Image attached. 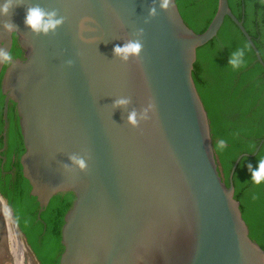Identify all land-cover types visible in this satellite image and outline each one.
<instances>
[{
  "label": "water",
  "instance_id": "obj_1",
  "mask_svg": "<svg viewBox=\"0 0 264 264\" xmlns=\"http://www.w3.org/2000/svg\"><path fill=\"white\" fill-rule=\"evenodd\" d=\"M16 3L11 16H0V47L11 51L16 38L24 53L13 58L14 66L0 64L2 136L6 147L12 101L24 144L20 164L38 219L54 196L74 194L61 227L59 264H264L233 182L241 158L255 155L264 139L253 154L236 159L227 185L193 77L198 48L218 35L226 16L264 66L228 0H218L201 33L186 24L176 0L168 11L157 0L155 17H149L152 0ZM35 4L58 10L65 23L55 33L35 35L24 23L27 7ZM84 17L92 19L81 39ZM7 19L18 31L3 28ZM139 28L145 29L140 57L115 56L114 46L137 39ZM119 98L130 102L117 107ZM149 102L150 119L129 124V113ZM74 153L85 157L87 171L72 164ZM4 205L0 193V264H20Z\"/></svg>",
  "mask_w": 264,
  "mask_h": 264
},
{
  "label": "trees",
  "instance_id": "obj_2",
  "mask_svg": "<svg viewBox=\"0 0 264 264\" xmlns=\"http://www.w3.org/2000/svg\"><path fill=\"white\" fill-rule=\"evenodd\" d=\"M186 24L201 33L213 19L218 0H176ZM236 17L251 35L264 60V0H228ZM243 48L244 63L234 69L229 63L232 52ZM1 76V75H0ZM193 77L208 111L219 171L227 185L236 159L253 154L264 139V66L237 24L226 16L218 35L198 48ZM4 95L0 82V148L3 146ZM8 148L0 155V193L14 211V218L41 264H59L63 250L61 227L74 194L54 196L37 218L38 202L30 195V184L19 162L24 152L18 116L14 105L9 110ZM223 140L226 147L220 148ZM12 154L16 160L12 161ZM264 159V142L253 156H243L233 175L235 198L240 201L250 236L264 249V182L251 179L248 164L258 167ZM12 171V172H9Z\"/></svg>",
  "mask_w": 264,
  "mask_h": 264
},
{
  "label": "clouds",
  "instance_id": "obj_3",
  "mask_svg": "<svg viewBox=\"0 0 264 264\" xmlns=\"http://www.w3.org/2000/svg\"><path fill=\"white\" fill-rule=\"evenodd\" d=\"M157 0H152V7L149 9V17H155L159 15L156 8ZM16 5V0H4L3 3H0V16H11L13 9ZM159 7L161 10L168 11L170 8L174 7L173 0H159ZM58 17V18H57ZM65 17L58 15V10L52 9L47 10L41 7L39 4L32 5L27 7L26 9V18L25 25L30 26V31L35 35L39 36L49 35L50 33H55L58 26H62L65 23ZM91 17H84L80 22V37L81 39H85L83 36V31L87 26V22L90 21ZM147 22V20H146ZM3 28L11 33L14 31H18V26L12 22L11 19L4 20ZM145 34L144 28H139L136 35L137 39L127 41L123 46L119 44L114 46L113 53L115 56L120 57L124 61H128L130 57L136 56L140 57V54L143 50V42L142 37ZM28 38V37H26ZM2 43V42H0ZM244 49H237L235 52L230 54L228 63L234 68H240L244 63ZM68 65H72L73 61L68 60L66 62ZM0 64L13 65L15 64V60L9 50H6L4 47H0ZM130 102L128 98H119L115 100L113 103L115 106L119 107L122 105H127ZM154 108V104L149 102L146 107L143 108L142 112L138 113L135 109H133L127 119L129 124L133 127H139L141 121H146L150 119L149 113ZM139 117V118H138ZM218 147L224 148L226 147V143L221 140L217 144ZM69 159L72 161V164L77 166L81 171L88 170V162L84 156L79 154H72L69 156ZM64 167L68 170H72V166L65 164ZM248 169L251 172V179L256 183L260 184L264 182V159L259 161L258 167L253 168L252 164H248Z\"/></svg>",
  "mask_w": 264,
  "mask_h": 264
},
{
  "label": "bare ground",
  "instance_id": "obj_4",
  "mask_svg": "<svg viewBox=\"0 0 264 264\" xmlns=\"http://www.w3.org/2000/svg\"><path fill=\"white\" fill-rule=\"evenodd\" d=\"M4 214L7 220L9 235L13 241V244L16 249L17 257L20 264H24L25 260H29V264H33V261L31 260V253L28 252V248L26 247L24 239L21 237V234L17 227L13 224L14 220H12V215L10 216L9 208L4 205L3 207ZM23 239V240H22ZM29 258V259H28ZM31 261V262H30Z\"/></svg>",
  "mask_w": 264,
  "mask_h": 264
},
{
  "label": "flooded vegetation",
  "instance_id": "obj_5",
  "mask_svg": "<svg viewBox=\"0 0 264 264\" xmlns=\"http://www.w3.org/2000/svg\"><path fill=\"white\" fill-rule=\"evenodd\" d=\"M11 54H12V56H13V58L15 59V58H23V56H24V53H23V51L20 49V47H19V44H18V42H17V40H16V38H14V42H13V46H12V49H11ZM7 67V64L5 65V67H4V69ZM4 71V70H3ZM0 82H1V79H2V75H3V72L2 73H0ZM2 92V91H1ZM14 105V107H15V103H13L12 101H10V103H9V110H10V107H11V105ZM9 110H8V121H9V127H10V119H9ZM16 110V109H15ZM17 114V113H16ZM4 120V119H3ZM18 121H19V118H18ZM3 128H4V125H3ZM9 129V128H8ZM21 132V131H20ZM22 136V135H21ZM3 137V136H2ZM2 140H3V146H2V148H0V150H2L1 152H0V155H1V157H2V160H3V162H2V165L4 164V162H6L7 161V156L3 153V152H5L6 150H7V148H8V132H7V141H6V147H4V138H2ZM22 155V154H21ZM16 160V155H14V154H12V161H15ZM19 162H20V159H19ZM9 172H12V171H9ZM4 199H6L5 197H3ZM6 201H7V199H6ZM7 206H9V209L11 210L12 209V207L9 205V203H8V201H7ZM12 217H14V215L12 216ZM14 220H15V218H14ZM24 237H25V235H24V233L22 234ZM25 239H26V237H25ZM26 243H27V241H26ZM27 245H28V243H27ZM29 246V245H28ZM29 248H30V251L28 250V252L29 253H32L33 254V256H31V260L33 261V264H41L40 263V261L37 259V257H36V254L34 253V251L31 249V247L29 246ZM31 254V255H32ZM29 259V258H28ZM31 262V261H30ZM24 264H29V260H25V263Z\"/></svg>",
  "mask_w": 264,
  "mask_h": 264
},
{
  "label": "rangeland",
  "instance_id": "obj_6",
  "mask_svg": "<svg viewBox=\"0 0 264 264\" xmlns=\"http://www.w3.org/2000/svg\"><path fill=\"white\" fill-rule=\"evenodd\" d=\"M8 208H9V206H7ZM10 214V213H9ZM12 214H10V216H11ZM13 216V215H12ZM11 216V217H12ZM12 220H14V217H12ZM21 237L24 239H22L24 242H25V244H26V247L28 248V250L30 251V248H29V246L27 245V243H26V239H25V237L21 234ZM32 254V253H31ZM32 256H33V254H32Z\"/></svg>",
  "mask_w": 264,
  "mask_h": 264
}]
</instances>
